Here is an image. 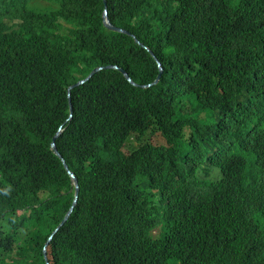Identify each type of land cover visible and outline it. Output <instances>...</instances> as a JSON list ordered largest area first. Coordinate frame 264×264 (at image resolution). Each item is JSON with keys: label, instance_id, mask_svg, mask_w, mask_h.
I'll list each match as a JSON object with an SVG mask.
<instances>
[{"label": "trees", "instance_id": "16d2710c", "mask_svg": "<svg viewBox=\"0 0 264 264\" xmlns=\"http://www.w3.org/2000/svg\"><path fill=\"white\" fill-rule=\"evenodd\" d=\"M33 1L0 0V105L24 135L0 131V248L45 264L75 195L63 124L80 199L50 264H264V0H108L162 65L150 88L155 60L104 0ZM111 66L138 86L97 74L68 122L67 88ZM20 188L48 203L21 216Z\"/></svg>", "mask_w": 264, "mask_h": 264}, {"label": "clouds", "instance_id": "9594fccd", "mask_svg": "<svg viewBox=\"0 0 264 264\" xmlns=\"http://www.w3.org/2000/svg\"><path fill=\"white\" fill-rule=\"evenodd\" d=\"M48 2L50 1H43V0H36V1H33V5L34 7L39 10V11H45L47 10L48 8H53V7H56L55 5H50L48 4ZM105 3V1H104ZM165 7H167L168 3H165L164 4ZM58 6V5H57ZM106 6V4H105ZM106 11V9H105ZM108 11H109V5H108ZM105 14V12H104ZM109 17H110V11H109ZM111 19V18H110ZM112 21V20H111ZM19 21L18 20H14L12 21L11 23H9L10 25H12L13 23H18ZM113 23V22H112ZM105 24V23H104ZM114 25V24H113ZM116 26V25H115ZM118 27V26H116ZM119 28V27H118ZM122 30V28H121ZM110 31V30H109ZM124 31V30H123ZM112 32V31H111ZM126 32V31H125ZM113 33H116V32H113ZM128 33V32H127ZM120 34V33H118ZM130 34V33H128ZM122 35H126V34H122ZM131 35V34H130ZM128 36V35H127ZM131 37L135 43H136V37L131 35L129 36ZM135 39H134V38ZM138 41V40H137ZM139 42V41H138ZM137 44V43H136ZM138 46H140L142 49L146 50L148 52V48L145 47L143 44H141L139 42V44H137ZM143 46V47H142ZM151 51V50H149ZM152 52V51H151ZM149 53V52H148ZM153 53V52H152ZM150 54V53H149ZM151 55V54H150ZM155 56V55H154ZM153 58V57H152ZM158 60V59H157ZM159 61V60H158ZM160 63V62H159ZM157 64V63H156ZM161 64V63H160ZM158 66V65H157ZM162 66V65H161ZM111 67H115V66H111ZM108 68V67H107ZM118 68V67H117ZM159 68V67H158ZM99 69V68H98ZM120 69V68H118ZM97 70V69H96ZM122 70V69H120ZM160 70V69H159ZM95 71V70H94ZM107 71V70H105ZM114 71H117V70H114ZM123 71V70H122ZM104 72V71H103ZM120 72V71H118ZM127 74V72H125ZM163 73V72H162ZM162 73L160 72V75L162 76ZM92 75V74H91ZM90 75V76H91ZM89 76V77H90ZM129 76V74H128ZM88 77V78H89ZM130 77V76H129ZM87 78V79H88ZM125 78V77H124ZM87 79H84V80H87ZM132 80V79H131ZM161 80V79H160ZM159 80V81H160ZM83 81V80H82ZM133 81V80H132ZM80 82V81H79ZM91 82V81H89ZM88 82V83H89ZM128 82V81H127ZM78 83V82H77ZM76 83V84H77ZM88 83H85L83 85H87ZM129 83V82H128ZM159 83V82H158ZM157 83V84H158ZM130 84V83H129ZM135 84V83H134ZM156 84V85H157ZM75 85V84H74ZM73 85V86H74ZM81 85V86H83ZM131 85V84H130ZM149 85V84H148ZM81 86H78V87H81ZM133 86V85H131ZM134 86H138V85H134ZM143 86H147V85H142L141 88H143ZM154 86V85H153ZM70 87V86H69ZM68 87V88H69ZM67 88V90H68ZM75 88V87H74ZM73 88V89H74ZM150 88V87H149ZM72 90V89H71ZM71 90H70V93H69V96L68 94L66 93V99H67V102H68V109H69V116L67 118V121L70 122L71 119H72V113H73V110H72V101H71ZM18 109V108H14L13 105H9L8 103H3L2 105H0V131H7L10 133L11 137L13 138V140L15 141H18V142H21L24 138V135L21 131V129H11L12 128V123H11V118L12 117H15V110ZM64 128H63V124L62 126H60L58 128V130L56 131V133L59 132V135L56 137V139L53 141L54 143V146L56 147V151L59 153L58 149H57V145H56V141L57 139L59 138V136H61L62 132H63ZM56 133L54 134V136L56 135ZM53 136V137H54ZM52 137V139H53ZM158 138V137H157ZM52 139H51V142H52ZM40 141L39 140H31L30 141V144L33 145V144H36ZM11 142V141H10ZM160 142V138H158V142ZM155 143V144H157ZM51 151L53 152L54 156L60 161L63 169L65 170V172L69 175L70 179L72 180L71 178V175L70 174H74L75 173L69 168V165L66 164L64 158L62 157V155L59 153V155L61 156V159L58 158L54 151L51 149ZM75 177L77 178V176L75 175ZM78 182H79V179L77 178ZM72 185L74 187V192H75V185H74V182L72 180ZM79 187L80 186V183H79ZM19 191L21 193L19 194H13L14 196H17V197H20V203L18 204V206L21 208L19 211H18V214H20L21 216H27V214H31L32 211L34 210H37L40 208L41 205L45 204V203H48V193H45L43 191H38V192H31V193H26L25 190L23 188H20ZM79 197H80V192H79ZM79 199L78 198V202H79ZM36 201V202H35ZM74 201H75V195H74V199H73V204H74ZM78 202H77V205H78ZM72 204V206H73ZM72 206L70 208V210L72 209ZM77 207V206H76ZM76 209V208H75ZM74 209V211H75ZM70 210L68 211V213L66 214L64 220L66 219L67 215L69 214ZM73 211V213H74ZM73 213L71 214L70 218L72 217ZM69 218V220H70ZM64 220L61 222V224L58 226L57 229H54L52 231V233L49 235V237L47 238L46 242H45V246L43 248V253H44V261H45V264H50V262H48V256H47V249H48V245L50 244V242L52 240H54L53 238H55L57 236V234L68 224L69 220L67 221V223L60 229V226L62 225V223L64 222ZM58 230V231H57ZM57 231V232H56ZM56 232L55 235H53V233ZM10 244L11 243V239L7 238L6 236H4L3 232L0 231V244ZM20 243H16L15 244V247L12 248L13 251L9 250V248H0V264H22L23 262L27 261L29 259V254L23 250V249H20ZM24 251V252H23ZM23 252V253H22Z\"/></svg>", "mask_w": 264, "mask_h": 264}, {"label": "water", "instance_id": "95a60500", "mask_svg": "<svg viewBox=\"0 0 264 264\" xmlns=\"http://www.w3.org/2000/svg\"><path fill=\"white\" fill-rule=\"evenodd\" d=\"M105 1V4H106V11H105V14H104V23H105V26L108 28V30L112 31V32H116V33H120V34H126L128 36H131L130 34H128L127 32L121 30V28H118L116 27L115 25H113L110 17H109V11H108V0H104ZM134 38V37H133ZM135 39V38H134ZM136 43L139 44V42L136 40ZM143 47V46H142ZM148 52L151 54V56L153 57V59L155 60V62L157 63L159 69H160V72L162 73L163 72V68L161 66V64L159 63V61L157 60V58L154 56V54L148 50ZM105 70H117V71H120V73L125 77V79L131 84V85H135L134 82L131 80V78L128 76V74H126L124 71L118 69L117 67H108V68H99L97 70H95L92 75L87 79V80H83V81H80L78 82L77 84H75L74 86H70L67 90V94L69 96V93H70V90L73 89L74 87H78V86H81L85 83H88L89 81H91L97 74L105 71ZM161 79V75L157 78L156 81H154L152 84H149L147 86H143V88H149V87H152L153 85H156L159 80ZM59 135V132L56 133V135L53 137L52 139V142H51V149L54 151L55 155L61 159V156L59 155V153L56 151V147L54 146V143L53 141L56 139V137ZM71 175V178L74 182V185H75V201H74V204L72 206V209L70 210L69 214L67 215L66 219L64 220V222L62 223V225L60 226V228L58 230H60L66 223L67 221L69 220L71 214L73 213L74 209L76 208L77 206V202H78V198H79V192H80V187H79V182L77 180V178L75 177L74 174H70ZM57 230V231H58ZM56 231V232H57ZM56 232L53 233V235L56 234Z\"/></svg>", "mask_w": 264, "mask_h": 264}, {"label": "rangeland", "instance_id": "374dc122", "mask_svg": "<svg viewBox=\"0 0 264 264\" xmlns=\"http://www.w3.org/2000/svg\"><path fill=\"white\" fill-rule=\"evenodd\" d=\"M48 4H50V5H55V6H57L58 5V3H56V2H48ZM169 5H167V7H168ZM152 141H153V143H157L158 142V138L157 137H152Z\"/></svg>", "mask_w": 264, "mask_h": 264}]
</instances>
